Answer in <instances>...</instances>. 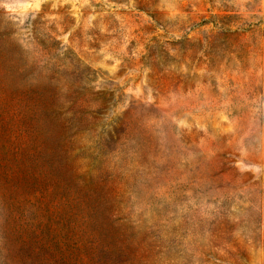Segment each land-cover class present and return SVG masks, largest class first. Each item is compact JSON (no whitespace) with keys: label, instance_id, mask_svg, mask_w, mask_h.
<instances>
[{"label":"rangeland","instance_id":"obj_1","mask_svg":"<svg viewBox=\"0 0 264 264\" xmlns=\"http://www.w3.org/2000/svg\"><path fill=\"white\" fill-rule=\"evenodd\" d=\"M0 264H264V0H0Z\"/></svg>","mask_w":264,"mask_h":264}]
</instances>
